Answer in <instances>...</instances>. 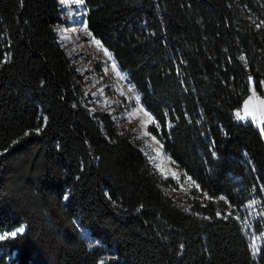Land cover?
Masks as SVG:
<instances>
[{
  "label": "trees",
  "instance_id": "trees-1",
  "mask_svg": "<svg viewBox=\"0 0 264 264\" xmlns=\"http://www.w3.org/2000/svg\"><path fill=\"white\" fill-rule=\"evenodd\" d=\"M84 2L149 130L218 199L176 204L111 113L89 107L54 29L59 0H0V231L23 225L0 239V264H96L105 247V264H254L225 209L264 201V118L234 114L250 78L264 93V29L235 0ZM237 2L264 16V0Z\"/></svg>",
  "mask_w": 264,
  "mask_h": 264
},
{
  "label": "rangeland",
  "instance_id": "rangeland-1",
  "mask_svg": "<svg viewBox=\"0 0 264 264\" xmlns=\"http://www.w3.org/2000/svg\"><path fill=\"white\" fill-rule=\"evenodd\" d=\"M235 2L239 13L249 26L261 34L264 29V16L261 13H250L237 0ZM59 9L60 20L54 24V29L60 45L77 71L78 81L88 94V100L91 102L89 107L98 106L111 113L119 130L136 141L145 153L158 176L160 187L176 204L193 211L192 204L195 200L202 203L208 199L217 200L218 197L199 188L197 182L165 152L160 139L149 130L153 116L140 101V94L125 69L117 64L110 50L88 29L85 22L87 5L84 0H59ZM249 81V91L242 105L234 110V114L237 119H240L237 113L245 117L242 120L252 119L261 127L264 118V93L254 89L252 78ZM246 101L249 102L247 114ZM225 210L240 223L248 240L254 264H261L258 254L264 246L262 196L251 192L239 207L232 206ZM21 228L23 225H18L0 231V235L12 234ZM80 231L90 245L96 243L86 228L80 226ZM111 254V249L105 247L96 264H105Z\"/></svg>",
  "mask_w": 264,
  "mask_h": 264
},
{
  "label": "snow or ice",
  "instance_id": "snow-or-ice-1",
  "mask_svg": "<svg viewBox=\"0 0 264 264\" xmlns=\"http://www.w3.org/2000/svg\"><path fill=\"white\" fill-rule=\"evenodd\" d=\"M96 43L99 44L98 41ZM105 54L107 55L108 53L106 52ZM248 103H249L248 101L245 102V111H246V114H247V109H248ZM237 116L240 119H244L245 118V117L240 116L239 113H237ZM253 118L255 119V116H253ZM221 199H223V197H221ZM18 231H23V228L19 229ZM12 235H16V233L14 232V233H12ZM0 239H5V236L0 235Z\"/></svg>",
  "mask_w": 264,
  "mask_h": 264
}]
</instances>
